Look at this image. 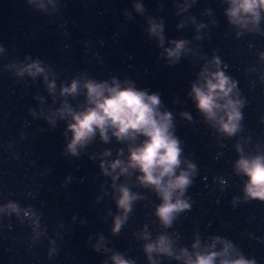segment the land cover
<instances>
[{
	"label": "water",
	"instance_id": "obj_1",
	"mask_svg": "<svg viewBox=\"0 0 264 264\" xmlns=\"http://www.w3.org/2000/svg\"><path fill=\"white\" fill-rule=\"evenodd\" d=\"M42 2L44 8L38 6L41 0H0V208L9 202L21 208L19 215L6 208L0 212V264H113L116 252L135 264H150L145 232L150 240L170 234L177 252L181 247L194 251L197 235L201 250L220 236L233 244L229 258L243 254L264 264V201L244 198L247 176L234 167L240 156L237 143L245 155L264 153V12L258 25L241 29L228 21L227 0ZM136 3L144 6L143 14L135 10ZM149 18L163 22V46L148 32ZM197 24L204 26L197 29ZM178 39L188 41V50L169 64L165 49ZM213 56L237 82L232 95L242 101L241 127L233 136L207 122L189 95L204 67L215 70ZM37 59L49 80L55 79V103L42 74H18ZM77 76L81 81L131 80L137 88L160 93L161 110L173 115L182 158L197 166L184 194L191 208L171 227L160 224L155 215L160 199L140 184L138 171L112 179L110 162L127 159V142L111 133L104 142L97 133L78 156L65 151L71 139L70 131L65 135L68 121L57 118L52 125L45 117L60 107L61 85ZM67 99L75 108L85 97ZM105 150L111 155H103ZM122 184L140 198L114 234V218L122 213L116 204ZM28 209L35 215L26 216ZM222 248L217 242L216 250ZM152 256L156 264H184L163 254Z\"/></svg>",
	"mask_w": 264,
	"mask_h": 264
},
{
	"label": "clouds",
	"instance_id": "obj_2",
	"mask_svg": "<svg viewBox=\"0 0 264 264\" xmlns=\"http://www.w3.org/2000/svg\"><path fill=\"white\" fill-rule=\"evenodd\" d=\"M49 2L52 3L53 0ZM227 2L228 7L224 11L230 24L241 29L247 28L249 23L254 26L259 24L261 14L264 12V0H227ZM28 3H33V0H28ZM38 6L45 7L42 0ZM134 7L140 14L145 11L141 3H136ZM187 7L189 5L186 3L184 8ZM192 19L195 20L194 17ZM181 26L183 22L177 25V27ZM203 26L196 25L197 29ZM256 30L259 31L258 28ZM148 32L156 36L163 46L165 38L162 21L156 23L149 18ZM171 43L173 46L166 48L165 53L169 64H174L179 61L182 53L188 50L186 48L188 41L178 39ZM2 50L0 47V51ZM261 58H264V53H261ZM212 63L216 65L215 70L204 67L200 72L201 80L192 83L189 95L194 99L196 107L207 122L218 127V130L227 136H233L240 130L242 119L240 112L242 101L238 98L234 99L232 95L237 82L220 68L221 61L218 56H213ZM41 65L39 59L33 60L20 68L18 74L23 75L27 72L33 78L42 74L47 90L52 94L55 103L57 91L55 79L49 80L45 67ZM81 94L85 99L82 105L74 108L67 97L71 96L75 99ZM59 95L64 98L60 107L45 118L52 125H55L57 118L68 121L65 135L70 131L71 139L66 145V152L78 156L79 149L88 145L97 133L104 142L109 141L111 133L118 141L128 144L127 159L122 160L118 156L110 162V169L115 173L112 179L116 180L122 174L130 175V169L138 171L140 175L137 179L140 184L152 188L160 199V203L155 208V215L164 228L171 227L180 213L191 208L184 194L193 183L192 177L197 166L182 158L183 149L180 139L175 134L173 115L166 109L161 110L162 101L159 92L150 93L146 89L137 88L131 80L121 82L112 77L111 83L108 80L98 81L92 78L81 81L77 76L70 84L61 85ZM32 115L36 113L32 112ZM181 115L188 120L192 119L188 112H183ZM236 149L240 156L235 161V170L247 176L244 198L264 201V153L245 155L239 143ZM119 152L122 153L123 149ZM103 155H111L110 150H105ZM182 163L186 164V167H181ZM100 166L106 175L110 174L109 167H105L104 161H101ZM118 191L116 204L122 213L114 218L112 228L114 234L119 233L127 219V213L132 209L133 202L140 198L124 184L119 186ZM5 208L9 214L15 212L19 215L21 212V208L15 202H9L5 207L0 208V212L5 211ZM24 214L35 215L30 209L24 210ZM37 227L38 220L34 222V231ZM36 234L39 235L38 232ZM142 238L149 241L144 245V251L150 264H156L153 253L183 260L184 264H256L254 259H246L243 254L229 258V249L233 244L220 236L213 237L212 243L205 244L201 250L200 238L197 235L192 244L194 251L191 252L187 247H181L177 252L174 247L175 240L168 233L159 234L155 240H150L149 233L145 232ZM217 242L223 244L222 249L216 250ZM94 247L99 251V244ZM111 260L113 264H135V261L125 259L119 252L114 253ZM104 264L107 262L105 261Z\"/></svg>",
	"mask_w": 264,
	"mask_h": 264
}]
</instances>
